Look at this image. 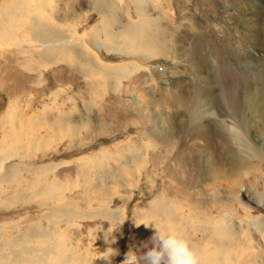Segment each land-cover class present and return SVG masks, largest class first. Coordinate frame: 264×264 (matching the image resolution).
<instances>
[{"label":"rangeland","instance_id":"1","mask_svg":"<svg viewBox=\"0 0 264 264\" xmlns=\"http://www.w3.org/2000/svg\"><path fill=\"white\" fill-rule=\"evenodd\" d=\"M39 1L38 35L21 19L0 39V264H108L110 248L122 264L144 223L264 264V0ZM134 29L146 61L104 50L114 36L138 53ZM223 228L234 244L211 240Z\"/></svg>","mask_w":264,"mask_h":264},{"label":"bare ground","instance_id":"2","mask_svg":"<svg viewBox=\"0 0 264 264\" xmlns=\"http://www.w3.org/2000/svg\"><path fill=\"white\" fill-rule=\"evenodd\" d=\"M30 1H34L33 3H37V7L35 9H39V7L41 6V1L39 0H11L6 6L4 7H0V39L6 43L8 42L10 39L14 38V36L16 35V31L18 30V28H22V23H21V19H27L29 20V24L25 27V31L27 33H33L35 36L38 35L40 32L39 30V24H38V14L37 16L31 17L29 16V13L27 12V8L28 5L32 6L34 4H29ZM32 3V2H31ZM45 5V4H43ZM32 7H35L32 6ZM43 6H41L42 8ZM46 8V6H45ZM31 9V8H30ZM33 10V9H32ZM30 10V11H32ZM34 11V10H33ZM43 11V10H41ZM40 11V12H41ZM141 15V14H140ZM140 17V16H139ZM146 17V16H145ZM140 20V19H139ZM140 22V21H138ZM137 22V23H138ZM25 26V24H24ZM20 30V29H19ZM130 31V30H129ZM134 34H132L131 36H129V40L131 41L130 43L132 44V48L135 47L134 43H136V46H138L139 50L138 53H133L130 51V49H128V45L126 43V41H124L126 43V45L122 42L123 40H117L116 37L112 36L110 41L112 44H105L104 46V50L107 53H114L116 55H119L120 57H126V55L132 54L133 56H135L134 58L140 59L141 61H146V59H148V57H142L141 56V52L143 51V49L145 47L149 48V41L148 43L143 46V48H141L138 43L140 45H142V40L145 39V36L143 33H139L138 30L133 31ZM122 34V33H121ZM129 32H126L124 35L126 37V35H128ZM123 35V34H122ZM139 35V36H138ZM122 37V36H121ZM17 38V37H16ZM138 38H141L138 41ZM53 39V38H52ZM76 40L74 35H63V37L58 36L56 37V39H54V46H58L60 51H62L61 47H69L68 45H74L76 43H74ZM125 40V39H124ZM11 41V40H10ZM13 41H15L13 39ZM136 41V42H135ZM16 42V41H15ZM49 42V41H48ZM73 42V43H72ZM151 42V41H150ZM156 44V43H155ZM161 44V43H160ZM153 47V46H152ZM160 47V46H159ZM56 48V47H55ZM72 48V47H71ZM79 48V47H78ZM103 48V47H102ZM80 49V48H79ZM56 51V50H55ZM59 51V52H60ZM80 51V50H79ZM57 52V51H56ZM63 52V51H62ZM82 52V50L80 51V53ZM106 53V54H107ZM53 52H49L46 53V57H52ZM62 53H55V55L59 56ZM67 54V53H66ZM65 55V54H64ZM144 55V54H143ZM146 55V54H145ZM62 56V55H61ZM55 61V59L53 60ZM93 68H95L96 70L92 73L95 75H105V76H117L120 77L124 76L127 77L129 76L132 72H134L131 68L134 66V64H131V68H129L128 64L124 65V64H113V63H108V64H103L97 60L91 61ZM138 69V66L136 65V67ZM123 74V75H122ZM264 77L263 75L261 76V78ZM119 80V79H117ZM264 116V115H263ZM11 155L10 154H1L0 153V169L1 167H3L2 163L3 161L7 160L8 158H10ZM8 161V160H7ZM6 161V162H7ZM4 164V163H3ZM1 174V173H0ZM160 211V210H159ZM157 211V212H159ZM155 214V213H154ZM169 230L174 231V232H179L177 231L174 226H170ZM215 236L211 235V240L214 242L215 245L220 246L222 244V240L225 239L224 234H228V237H230V239H228L229 242L233 243L235 242L234 236L232 237L231 232L227 229V228H223V229H215ZM182 232V231H181ZM203 232V231H202ZM257 232L260 234L261 238H262V242L261 244H259V246H262V249L264 251V233H262V231H260L259 229H257ZM183 233V232H182ZM210 233V232H208ZM204 234H206L204 232ZM237 236V235H236ZM245 236V235H244ZM190 234H186V239L189 241L190 239ZM209 238V237H208ZM207 238V239H208ZM195 239V238H194ZM197 240V239H196ZM238 240V239H237ZM195 241V240H194ZM209 241V240H208ZM201 244L197 245L196 247H194L196 244L192 242L191 245L197 249L201 256L203 257L204 260V264H248L247 261H238L240 259V256H243L245 254V251H240V253H238L237 257L231 256L230 253L227 252H221L218 253L219 249H221V247L215 248L213 250H208L207 246L202 243V241H200ZM228 242V243H229ZM242 242V241H241ZM197 243V242H196ZM198 244V243H197ZM13 245V244H12ZM14 246H17V243L14 242ZM242 246V245H241ZM244 247V246H243ZM245 248V247H244ZM211 249V248H210ZM262 251V250H261ZM25 256L22 259V261H24V263L21 261L20 258H18V262H20L21 264H51L50 258H45V256L47 255L46 252L41 253V252H36L35 254H31L30 252H24ZM236 256V255H235ZM2 258V257H1ZM0 258V261H1ZM243 258V257H242ZM17 258H13L11 259L12 262H14ZM48 259V260H47ZM60 262L58 264H66V261L64 258H59ZM244 260V259H243ZM256 262V261H255ZM259 262V261H258ZM262 262V261H260ZM1 263V262H0Z\"/></svg>","mask_w":264,"mask_h":264},{"label":"clouds","instance_id":"3","mask_svg":"<svg viewBox=\"0 0 264 264\" xmlns=\"http://www.w3.org/2000/svg\"><path fill=\"white\" fill-rule=\"evenodd\" d=\"M153 228L152 236L135 250L125 253L122 264H204L200 252L179 232H174L159 224L144 223ZM100 257L112 264L111 257L118 255L112 249Z\"/></svg>","mask_w":264,"mask_h":264}]
</instances>
